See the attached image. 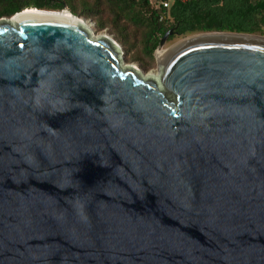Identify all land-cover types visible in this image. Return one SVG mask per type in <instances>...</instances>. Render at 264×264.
<instances>
[{"label":"water","instance_id":"obj_1","mask_svg":"<svg viewBox=\"0 0 264 264\" xmlns=\"http://www.w3.org/2000/svg\"><path fill=\"white\" fill-rule=\"evenodd\" d=\"M79 19H0V264H264V36L146 78Z\"/></svg>","mask_w":264,"mask_h":264},{"label":"trees","instance_id":"obj_2","mask_svg":"<svg viewBox=\"0 0 264 264\" xmlns=\"http://www.w3.org/2000/svg\"><path fill=\"white\" fill-rule=\"evenodd\" d=\"M29 7L61 10L92 19L97 30L108 29L123 46L126 58L144 70L156 65L155 51L171 28L177 36L205 31L264 35V0H173L163 9L151 0H0V18Z\"/></svg>","mask_w":264,"mask_h":264},{"label":"rangeland","instance_id":"obj_3","mask_svg":"<svg viewBox=\"0 0 264 264\" xmlns=\"http://www.w3.org/2000/svg\"><path fill=\"white\" fill-rule=\"evenodd\" d=\"M2 18V17H1ZM0 18V19H1ZM89 20V19H88ZM92 20V19H91ZM90 21V20H89ZM93 21V20H92ZM91 22V21H90ZM92 23V22H91ZM94 26H93V31H91L93 33L94 36L98 37V36H101V35H106V36H110L113 40H115L121 47H122V51L124 52V49H123V46L121 45V43H119L118 39L116 38L115 34H113L112 32H110L108 29H105V30H97V27H96V23L93 21L92 23ZM196 33H199V32H196ZM196 33H192V34H187V35H182V36H177L176 38L170 40V41H167V43L162 47L161 50L165 51L164 53L168 52L169 50H171V48L177 43L179 42L180 40L182 39H185L186 37H189L193 34H196ZM258 35H261V34H258ZM264 36V35H263ZM158 57V55H157ZM159 58V57H158ZM160 59V58H159ZM161 61V60H160ZM123 65H131V66H135L138 68V70L140 71V73H144V74H148V73H159V67L157 65V61H156V65L155 67L149 69V70H144L140 64L138 62H130L127 60L126 58V55H125V52H124V58H123Z\"/></svg>","mask_w":264,"mask_h":264},{"label":"bare ground","instance_id":"obj_4","mask_svg":"<svg viewBox=\"0 0 264 264\" xmlns=\"http://www.w3.org/2000/svg\"><path fill=\"white\" fill-rule=\"evenodd\" d=\"M26 12H27V13H30V12H35V11H26ZM62 14H63V16H65V18H69L70 20H74V19H75V17L71 16V15L69 14V12H67V11L63 12ZM80 17H81V16H80ZM9 20H11V22H15L16 18H11V19H9ZM79 20H80L81 24H82L86 29H88V30H90V31H93V26H94V25H93L88 19H85L84 17H81V19H79ZM208 35H212V36H222V35H224V34H221V33H214V34H208ZM103 36H104V37H108V36H106V35H103ZM197 36H207V34H206V35H197ZM190 38H192V37H190ZM161 49H162V48H161ZM161 49H159V50L157 51V55H158V57L160 58L159 60H161V61L163 62V61H165V60L167 59V57L169 56V52H170V51L164 53L165 51H163V50H161ZM159 76H160V71H159V73H148V74H144V77H146V78H149V77L159 78Z\"/></svg>","mask_w":264,"mask_h":264},{"label":"built area","instance_id":"obj_5","mask_svg":"<svg viewBox=\"0 0 264 264\" xmlns=\"http://www.w3.org/2000/svg\"><path fill=\"white\" fill-rule=\"evenodd\" d=\"M160 9H163V13L160 15V20L165 18V12L171 7L173 0H151ZM186 1V0H183Z\"/></svg>","mask_w":264,"mask_h":264}]
</instances>
